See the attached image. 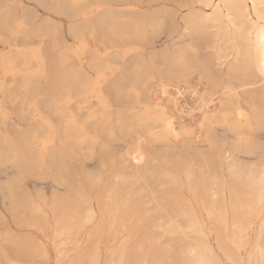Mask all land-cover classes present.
Segmentation results:
<instances>
[{
  "label": "bare ground",
  "instance_id": "bare-ground-1",
  "mask_svg": "<svg viewBox=\"0 0 264 264\" xmlns=\"http://www.w3.org/2000/svg\"><path fill=\"white\" fill-rule=\"evenodd\" d=\"M50 1L73 18V43L51 18L37 24L19 0H0V42L9 47L0 50V167L14 173L2 205L11 204L20 230L44 233L38 254L48 260L49 243L56 264H101L107 238L121 242L108 246L110 264H126L130 243L148 239V223L194 238L189 261L186 253L169 264H223L211 243L219 225L236 229H224L226 243L264 264V0ZM5 103L22 107L27 128L13 121L10 133ZM117 148L131 165L116 159ZM79 160L96 166L83 170L80 211L24 191L35 175L71 191ZM24 237L0 230V261L23 264L10 248H24ZM235 249L224 255L242 264ZM153 252L140 264H161Z\"/></svg>",
  "mask_w": 264,
  "mask_h": 264
},
{
  "label": "rangeland",
  "instance_id": "rangeland-1",
  "mask_svg": "<svg viewBox=\"0 0 264 264\" xmlns=\"http://www.w3.org/2000/svg\"><path fill=\"white\" fill-rule=\"evenodd\" d=\"M21 3H23V5L26 7V8H28L30 11V13H36L37 15H38V18H37V20H36V23L37 24H39L41 21H43L45 18H51L53 21H55L56 23H57V25H58V34H59V36L60 37H62V38H64V39H66L69 43H73L74 42V38L71 36V33H70V25L72 24V22H73V18H70V17H68V16H65V15H62V14H59V13H56V12H54V10H53V3L50 1V0H44V1H41V0H38L40 3H38V1L37 0H30V1H28V0H19ZM45 2V3H44ZM47 3H48V5H47ZM43 4H46V6H44ZM42 6V7H41ZM44 6V7H43ZM32 7V8H31ZM42 9H43V11H42ZM65 16V17H64ZM67 26H68V28H67ZM69 29V30H68ZM67 30H68V33H67ZM64 32V33H63ZM61 34V35H60ZM63 34V35H62ZM33 40V39H32ZM33 44L35 43V42H37V41H31ZM92 47H95V45L93 44V43H91L90 44ZM9 49V47H8V45H5V44H3L2 42H0V50H3V51H7ZM87 55H88V53H87ZM72 63H74V64H78L79 63V61H76V60H73V62ZM86 63V62H85ZM86 68L89 70V67H87L86 66ZM90 73H93L91 70H90ZM8 79V80H7ZM6 80L8 81V85H11V83L12 82H10L11 81V79H9V78H7ZM13 85V84H12ZM10 91L8 90L7 91V93H9ZM13 94H15V95H21V91L20 90H13V92H12ZM4 94H3V92H1L0 91V100H4ZM18 99H20L19 97H18ZM4 107H5V109L7 110V111H9L10 113L7 115L8 116V118L6 119V128H10L9 129V131H10V133L11 132H14L13 131V129H15L16 127H14L13 125H12V122L14 121V122H16L18 125H19V127L20 128H27V126H28V122L26 121L25 122V120L23 119L22 120V116H21V114H20V110L22 109V107H20L19 105H10V104H8V103H5L4 104ZM13 107H14V109H13ZM19 107V108H18ZM20 109V110H19ZM15 116H17V118L15 117ZM10 122V123H9ZM10 124V125H9ZM2 127L4 128V125H2ZM230 143H228V142H226V144H225V146H228ZM123 148H117L116 150H115V152L116 153H118L117 154V156H116V159L118 160V161H120L123 165H131L132 163H131V161H130V159L128 158V156L126 155V150H122ZM122 153V154H121ZM120 154H121V156H120ZM126 158H127V160H126ZM254 162H256V160H253ZM82 162V163H81ZM81 164H84V165H82L81 166ZM140 166V165H139ZM82 167H84L83 169H82V171H80L81 170V168ZM93 167H96L95 165H93V164H85V161L83 162L82 160H79L78 162H77V164H76V166L74 167L75 169H73V171L74 172H76L75 174L73 173V171H72V174H73V181H72V190L71 191H67V190H65V189H61V190H59L57 187H54L52 184H51V181L49 180V179H38L37 177H36V175L35 176H33V177H31V178H28V179H26V180H24L23 181V183L25 184L24 185V191L27 193V195H30L31 197H33V198H38L40 195H42V196H44V197H46L47 199H49L50 201H51V199L54 197V196H59L60 198H62L63 197V199H65V200H68L67 202H68V204L72 207V205L74 204V206H75V210H78L79 209V211L82 209L80 206H82V204H80V203H82L81 202V197H80V193L78 192L79 191V188L80 187H82L83 185H86V183H85V171L83 172V170H85V169H94ZM8 170V171H7ZM7 170H2L1 169V167H0V171H2V172H0V208H1V210L3 211V213L6 215V218H7V220H6V222H1L0 221V230L3 232V233H5V232H10L11 234H18V235H20L21 234V236H25L24 237V239H25V246H24V248H22V249H20V248H16V250H17V253L16 252H14V251H16L15 249H13V248H10V252L11 253H13L14 255H18V254H20V255H18V257H22L21 259H27V257H28V262H27V260H26V262H25V260H23L24 262H23V264H35L36 262H38V263H36V264H56L55 263V256H56V253H55V251H54V249L51 247V245L49 244V243H47V245H48V247H49V249H50V257H49V259L48 260H44V258L43 257H41L39 254H41L40 252H39V254H38V252H37V246L38 245H40L42 242H47L46 241V237H45V235H44V233L41 231V230H35V229H32V228H22L21 230L15 225V223H13L14 221H13V217H11L12 216V213H11V204L10 203H5V204H3L2 205V202H3V198H4V191H3V184L5 183V182H7L13 175H14V173L12 172V169L11 168H7ZM83 174V175H82ZM82 175V176H81ZM82 181V182H81ZM41 187H42V189H41ZM53 187V188H52ZM54 189V190H53ZM37 190V191H36ZM57 190H59V191H57ZM75 190V191H74ZM39 191V192H38ZM53 191V192H52ZM65 191V192H64ZM70 192H72V193H70ZM30 193V194H29ZM96 193V194H95ZM95 193H93V195L94 196H96L97 195V193H98V191L97 192H95ZM36 194V195H35ZM62 194V195H61ZM145 194V193H144ZM74 196V197H73ZM78 196H79V198H78ZM22 197H23V199H24V195H22ZM67 197V198H66ZM70 198V199H69ZM78 199V200H77ZM70 200V201H69ZM80 200V201H79ZM143 200H145L146 202H147V200H148V197H144L143 198ZM76 202V203H75ZM4 206V207H3ZM73 206V207H74ZM145 206H147V207H149V209H151L150 207H152L153 205H152V203H147ZM8 207V208H7ZM72 207V208H73ZM9 209V210H8ZM9 214H8V213ZM148 212L150 213V214H152V215H155V214H157L158 213V211H157V209H154V208H152L151 210H148ZM11 215V216H10ZM28 218H30L31 217V214L30 213H28ZM8 220H9V222H8ZM8 223V224H7ZM148 223H146V224H143L142 225V229H144V227H145V229L147 228V229H149V237H148V239L147 240H141V239H139V240H137V241H135V242H132V243H130V248L128 249L129 251H128V253H127V260H126V264H132V262H133V264H140L141 262H143V259H145V257H146V255L144 256V253L145 254H148V256L150 255L149 253H151V252H153V250H154V248H155V251L153 252V253H156V257L159 259L160 257V263L161 264H163V262H165L164 264H169V261L168 260H173V261H175V262H178L179 261V259L180 258H182V261H189V259H190V257H191V251L190 250H188V249H192L191 247H193V246H195L196 245V242H194V238L192 237V236H190V237H185L184 239H180L179 237L177 238V237H174V236H169V235H166V234H162V233H160V232H162V229L160 228L159 229V227H156V226H149V224L147 225ZM153 225V224H152ZM93 227H94V224H90L89 226H88V228H87V231L88 232H90L91 230H93ZM150 227H152V228H150ZM219 229H218V228ZM10 228V229H9ZM213 228H214V230H216V229H218V230H216L214 233H213V235H212V237H211V243H213L212 245H213V247H214V249H215V254L218 256V259L223 263V264H231V262L228 260V258H227V255H224L225 254V252L227 253V251L228 250H230V251H228V253L230 252V254L234 251V249L232 248V243L231 242H227L226 243V241H228L227 240V238L225 237V238H222V236L224 237L225 235H224V232L223 231H225V233H227L226 234V236L227 235H231V234H233L235 231H236V229H234V227L233 226H230L228 229H223V227L222 226H219V225H216V226H213ZM256 228H257V224H255V228L254 229H251V230H249V235L252 237L251 238V241L253 242L254 240H255V232H256ZM7 229V230H6ZM9 229V230H8ZM156 229V230H155ZM223 229V230H222ZM12 230V231H11ZM231 230V231H230ZM156 231V232H155ZM222 231V232H221ZM13 232V233H12ZM160 234V235H159ZM222 234V235H221ZM157 235H158V238H157ZM216 235H218V236H216ZM27 236V237H26ZM33 236L34 237H36V239L35 238H33ZM152 236V237H151ZM216 236V237H215ZM160 237V238H159ZM174 239H173V238ZM217 237H219L218 239H221L220 241H222L223 243H224V245H225V247H224V250L225 251H222L223 249H220V247L218 246V244L216 245V243H218L217 242ZM33 238V240H31ZM150 238V239H149ZM193 238V239H192ZM216 238V239H215ZM172 239V240H171ZM177 239V240H176ZM181 240V242H180V240ZM224 239H226L225 241H223ZM34 240L36 241V243L34 242ZM105 240L106 241H104V243H103V245H102V248H101V259H102V263L101 264H110V262H111V257H114V256H112V254H110L109 253V247H112V248H117V247H119L120 246V244H121V242L118 240H116V241H113V242H109V239H107V238H105ZM108 240V241H107ZM149 240V241H148ZM175 240V241H174ZM191 240V241H190ZM190 241V242H189ZM33 242H34V245H35V247H34V245H33ZM139 242V243H138ZM145 242V243H144ZM152 242H153V244H152ZM156 242H158V243H156ZM180 242V243H179ZM186 242V243H185ZM192 242H194L193 244H192ZM32 243V244H31ZM38 243V244H37ZM108 245H107V244ZM136 243V244H135ZM190 243V244H189ZM231 245H230V244ZM5 245H9L8 243H4ZM83 244H87V243H83ZM105 244V245H104ZM188 244H189V247H188ZM107 245V246H106ZM138 247V245H143V250L141 249H136V247ZM150 245H152V246H150ZM228 245V246H227ZM33 246V247H32ZM109 246V247H108ZM29 247V248H28ZM32 247V248H31ZM158 247V249H156ZM216 247V248H215ZM218 247V248H217ZM228 247H229V249H228ZM35 248V249H34ZM231 248V249H230ZM105 249V250H104ZM131 250H132V252H131ZM152 250V251H151ZM161 250V251H160ZM171 250H172V253H171ZM233 250V251H232ZM21 251V252H20ZM137 251V252H136ZM140 251V252H139ZM149 251V253H147V252ZM168 251H170V254L169 255H167V253H168ZM20 252V253H19ZM35 252H36V256L37 257H35L34 255H35ZM142 252V253H141ZM160 252H162L163 254V256L161 255V254H159ZM164 252H165V254H164ZM222 252H223V254H222ZM239 253V259H242V264H252V262H249V260H248V258H249V255H248V251L247 250H245V249H242L241 251H238V250H236L235 249V253L236 254H238ZM23 253H24V255H23ZM27 253V254H26ZM109 253V254H108ZM186 253H189V255L187 256L186 255ZM28 254H30V255H28ZM106 254V255H105ZM130 254V255H129ZM134 254V255H133ZM139 254V255H138ZM157 254H158V256H157ZM183 254L185 255V257L187 256V260L184 258V260H183ZM221 254V255H220ZM240 254H241V256H240ZM26 255V257H24ZM118 255V256H117ZM137 255V256H136ZM177 255V256H176ZM179 255H180V257H179ZM182 255V256H181ZM223 255V256H222ZM105 256V257H104ZM111 256V257H110ZM129 256V257H128ZM133 258H132V257ZM166 258H165V257ZM172 256V257H171ZM175 256L177 257V259L175 258ZM119 257V254H118V252L115 254V259H117ZM178 257H179V259H178ZM31 258V259H30ZM39 258V259H38ZM169 258V259H168ZM172 258H174V259H172ZM189 258V259H188ZM41 259H43V260H41ZM165 259V260H164ZM227 259V260H226ZM34 260V261H33ZM129 260V261H128ZM134 260V261H133ZM46 261V262H45ZM171 261H170V263H171ZM172 261V262H173ZM32 262H35V263H32ZM180 262V261H179ZM227 262V263H226ZM174 263V262H173ZM0 264H6L5 262H4V260H2V261H0Z\"/></svg>",
  "mask_w": 264,
  "mask_h": 264
},
{
  "label": "snow or ice",
  "instance_id": "snow-or-ice-1",
  "mask_svg": "<svg viewBox=\"0 0 264 264\" xmlns=\"http://www.w3.org/2000/svg\"><path fill=\"white\" fill-rule=\"evenodd\" d=\"M262 7H264V5H262ZM261 31L264 32V29H262ZM261 43L264 44V39H262ZM262 71H264V67H262Z\"/></svg>",
  "mask_w": 264,
  "mask_h": 264
}]
</instances>
